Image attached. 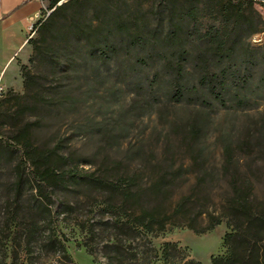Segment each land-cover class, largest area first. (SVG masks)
Instances as JSON below:
<instances>
[{"label":"trees","instance_id":"16d2710c","mask_svg":"<svg viewBox=\"0 0 264 264\" xmlns=\"http://www.w3.org/2000/svg\"><path fill=\"white\" fill-rule=\"evenodd\" d=\"M59 1L48 0L54 10L35 33L29 62L44 58L54 75L69 76L64 83L50 84L44 94V104L61 113L77 112L89 99L95 102L97 91L115 81L107 98L95 109L90 105L91 115L75 127V133L90 141L111 138L114 142L109 150L129 135L131 113L150 115L162 101L200 111L189 126L191 141L207 131L208 113L216 106L249 108L251 101L244 93L248 78L239 74L246 62L250 70L260 68L259 83L264 85V46L255 50L257 56L241 53L242 38L264 34L260 18L253 21L252 16H245L252 7L250 0H210L222 15V29L199 38L193 49L187 46L184 22L202 0H161L167 15L156 20L125 14L118 5L102 0H67L56 6ZM179 4L186 5L185 13L175 10ZM231 22L234 29L228 32ZM62 43L67 51L56 53L57 44ZM114 65V71L110 70ZM23 69L24 93L7 94L0 104V204L14 207L16 214L25 213V246L43 239L42 244L53 249L52 257L65 256L54 233L39 227H51L53 214L64 215L60 221L74 223L89 237L100 234L104 256L115 264L136 260L137 254L130 250L139 243L156 258L150 240L167 228H186L203 235L225 222V253L211 257L210 264H264V200L255 192L257 181L251 177L259 164L235 157L237 152L243 157L253 152L247 136L240 137L235 147L224 140L218 165L208 163L204 146L191 147V162L177 165L170 159L172 147L165 145V160L157 166L150 163L142 142L127 149L122 158L99 154L101 148L90 155L79 154L68 139L57 138L41 146L33 140L39 120L4 128L8 117L26 113L21 107L12 114L7 104L25 102L35 87L37 78ZM80 79L81 86L73 89ZM82 88V94L75 93ZM125 92L132 96L127 108L121 101ZM2 105L6 106L3 110ZM255 142L264 151V132ZM190 178L188 189L175 199ZM82 197L92 199L85 225L65 218ZM18 221L15 215L7 220L9 230L14 228L12 233ZM39 252L46 251L40 246ZM161 258L164 264H199L174 243L163 245Z\"/></svg>","mask_w":264,"mask_h":264},{"label":"rangeland","instance_id":"374dc122","mask_svg":"<svg viewBox=\"0 0 264 264\" xmlns=\"http://www.w3.org/2000/svg\"><path fill=\"white\" fill-rule=\"evenodd\" d=\"M102 1L108 5H118L122 12L129 15H146L153 20L167 15V11L161 6V0ZM209 1L202 0L195 8L191 17L184 22L183 33L186 35V42L189 48H195L199 44V38L208 32L215 33L222 29V15L218 11V6L217 4L215 6L212 5ZM250 1L252 2V7L251 10H246L245 16H252L253 21H257L260 18L264 22V0ZM186 8L185 4H179L175 10L183 14ZM164 24L166 25L167 23L165 22ZM233 29L234 27L231 22L227 30L231 32ZM244 32V28H242V36H244ZM21 34L24 36L25 42L29 39L30 41L19 50L12 36L4 34L3 37H0V85L4 90L2 97H0V104L7 94L22 95L24 93L21 73L23 68L34 74L37 80L35 87L30 90L25 102L19 104V102L13 101L7 104L9 112L12 114H15L21 107L22 111H26V113L22 117L21 114L8 117L9 119L5 122L4 128H13L11 126L13 123L35 122L39 120L41 123L33 131V140L38 145L53 144V140H57V138L60 140L68 139L69 146L82 155H90L96 149L101 148L99 154H109L112 158H122L125 156L124 152L127 149L136 147L142 142L149 151L152 166H157L164 162L165 156L162 154V150L165 145L172 147L174 156H171L170 159L175 161L177 165H186L191 162L192 156L189 154V149L195 146H204L206 148L205 152L208 163L218 165L221 162V147L224 140L231 142L232 147H235L240 137L245 135L248 137L251 146H253V152L246 157H243V153L237 152L235 157H239L244 162L252 163L253 165L259 164L258 170H255L251 177L257 181L255 192L259 198L264 200V166H262L264 151H259L260 146L257 149V143L255 142L256 136L264 132V85L259 83V67L250 70V66L246 62L244 69L241 68L239 71L240 76H243L244 79L245 77L248 78V87L245 88L244 93L247 92L246 95L250 98L251 106L249 108L241 107L236 110L216 106L208 113V129L200 138L192 141L189 139V126L194 116L200 111L181 104L162 101L150 115L144 114L139 117L137 114L131 113L130 118L133 125L129 135L118 140L119 145L117 148L109 150L108 148L114 142L111 138L102 142L95 141V139L90 141L85 136L75 133V127L82 124L90 114L88 109L90 105H93L92 109H95L98 103L100 104L107 98L108 92L113 90L112 84L115 81L99 89L96 93L95 102L92 103V99H89L85 104L80 106L77 112L61 113L50 109V107L44 104V101L47 99L44 94L47 92L48 86L55 82L64 83L68 80L69 76L64 73L54 75L48 60L44 58H40L35 63L30 64L29 59L33 53L31 42L36 38V35L28 38L24 27L17 30V35L20 36ZM240 43L242 47L241 53L247 55L256 53L255 50H259V48L264 46V34L257 33L245 40L242 38ZM57 46L56 53L67 51L63 43L57 44ZM10 56V61L5 64V61ZM115 67V65L111 66L110 70L114 71ZM246 70L248 73L245 72ZM81 84L80 79V82L76 83L73 89L76 86H81ZM118 86L116 85L117 88ZM39 88H42V91L38 95ZM83 92L84 88L79 89L75 93L82 94ZM131 99V93L125 92L121 98L122 104L127 108ZM37 100L40 101L38 105L35 103ZM5 105H2L1 110L6 107ZM111 110H113L111 112H115L116 108L112 107ZM114 118L115 115L112 119ZM100 159L101 157H98L97 160L99 161ZM192 180L190 178L189 182L178 191L175 199L180 194L179 192L182 193L188 189ZM27 195L29 196V194ZM91 201V197H82L77 203L72 204V212L69 217L65 218L68 221L77 220L85 225L87 217L90 216ZM14 215L18 217L19 221L17 222L15 233H12L14 228L9 230L7 220L14 217ZM24 215L25 213L23 212L16 214L14 207L11 208L10 206L8 208L0 204V259H4L3 264H111L104 256L100 234L97 233L98 235L89 237L85 231L80 230L74 223L60 221L64 215L58 216L53 214V224L51 227H46L48 225L39 227L40 231L48 229L49 232L54 233L64 248L65 256L52 257L50 254L53 252V249L46 243L45 245L42 244L41 241L43 239H40V242L31 244L29 247L25 246V239L22 236L23 226L26 223ZM40 231L38 237L42 238ZM227 232L225 222H222L219 226L203 235H196L186 228H167L159 237L150 240L154 253L157 256L156 258L153 259V253L148 251V247L139 243L138 246L135 245L130 250V252L137 254L136 260H124L121 263L115 262V264H147V260L149 259V264H164L161 258V250L165 243L176 244L178 248L185 251L189 259L199 264H210L211 257L224 255L223 238ZM40 246L46 252L40 253Z\"/></svg>","mask_w":264,"mask_h":264},{"label":"crops","instance_id":"0c3cea01","mask_svg":"<svg viewBox=\"0 0 264 264\" xmlns=\"http://www.w3.org/2000/svg\"><path fill=\"white\" fill-rule=\"evenodd\" d=\"M39 10L37 0H0V37L10 35L15 39L17 49L25 46L24 36L17 35V30H26L27 18ZM12 56V55H11ZM11 56L5 61L8 63Z\"/></svg>","mask_w":264,"mask_h":264},{"label":"built area","instance_id":"2783aa9c","mask_svg":"<svg viewBox=\"0 0 264 264\" xmlns=\"http://www.w3.org/2000/svg\"><path fill=\"white\" fill-rule=\"evenodd\" d=\"M67 0H60L56 6L66 2ZM37 2L40 5V8L37 13L29 16L27 18V24H26V31L27 34L26 36L28 38H31L33 35H35L38 27L40 26L41 23H43L46 18L49 16V14L54 10L53 8H49V2L48 0H37ZM3 87L0 85V97L3 95Z\"/></svg>","mask_w":264,"mask_h":264}]
</instances>
